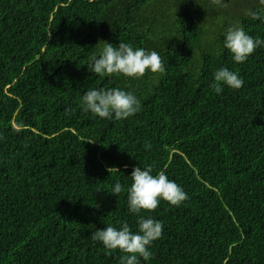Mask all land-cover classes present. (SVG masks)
Segmentation results:
<instances>
[{
    "label": "trees",
    "instance_id": "trees-1",
    "mask_svg": "<svg viewBox=\"0 0 264 264\" xmlns=\"http://www.w3.org/2000/svg\"><path fill=\"white\" fill-rule=\"evenodd\" d=\"M253 11L264 18L260 0H0V264H121L124 253L105 254L91 235L137 231L127 188L144 166L188 199L140 214L163 223L140 264H264V46L242 64L223 48L237 24L264 39ZM101 40L157 51L165 74L93 75ZM221 67L243 79L239 90L212 91ZM113 87L141 111L83 112L87 91Z\"/></svg>",
    "mask_w": 264,
    "mask_h": 264
},
{
    "label": "clouds",
    "instance_id": "clouds-1",
    "mask_svg": "<svg viewBox=\"0 0 264 264\" xmlns=\"http://www.w3.org/2000/svg\"><path fill=\"white\" fill-rule=\"evenodd\" d=\"M214 2L219 3L220 0ZM260 2L264 4V0ZM248 15L253 20L264 19L255 11ZM223 35V48L231 54L235 64L245 63L258 47L264 46V39H254L239 24L228 27ZM93 49L95 51L89 57L87 67L89 72L100 78L140 79L146 73L162 77L166 71L160 53L155 50L148 51L121 41L117 45L104 40L99 41ZM243 84L237 72L221 67L214 71L210 87L215 94H221L225 88L239 90ZM80 103L83 112L101 120H125L141 111L140 99L133 92L119 87L89 90ZM144 147L149 150L151 144L146 142ZM129 177L131 184L127 188V209L130 214L140 217L137 231H133L127 223L118 227L107 225L93 232L91 238L103 245L105 254L117 250L124 253L121 264H140L141 259L145 262L150 260L151 246L163 233L161 221L140 214L155 210L161 201L179 207L188 196L180 185L169 179L165 171L153 174L150 166L135 167ZM121 191L122 185L117 182L111 194L118 196Z\"/></svg>",
    "mask_w": 264,
    "mask_h": 264
},
{
    "label": "rangeland",
    "instance_id": "rangeland-1",
    "mask_svg": "<svg viewBox=\"0 0 264 264\" xmlns=\"http://www.w3.org/2000/svg\"><path fill=\"white\" fill-rule=\"evenodd\" d=\"M220 2H222V0H220ZM227 3V5H228V11L231 13V14H234L235 12H236V10H237V8L232 4V3H230L229 1L228 2H226ZM223 4H221V6H222ZM224 6V5H223Z\"/></svg>",
    "mask_w": 264,
    "mask_h": 264
}]
</instances>
